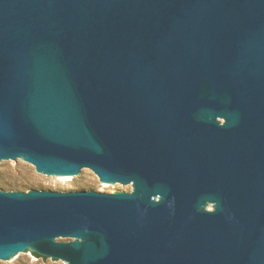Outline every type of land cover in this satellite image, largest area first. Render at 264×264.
Instances as JSON below:
<instances>
[{
  "label": "water",
  "instance_id": "water-1",
  "mask_svg": "<svg viewBox=\"0 0 264 264\" xmlns=\"http://www.w3.org/2000/svg\"><path fill=\"white\" fill-rule=\"evenodd\" d=\"M132 192L0 190V258L264 264V0H0V160Z\"/></svg>",
  "mask_w": 264,
  "mask_h": 264
},
{
  "label": "rangeland",
  "instance_id": "rangeland-1",
  "mask_svg": "<svg viewBox=\"0 0 264 264\" xmlns=\"http://www.w3.org/2000/svg\"><path fill=\"white\" fill-rule=\"evenodd\" d=\"M0 190L5 192L29 193L38 191H97L106 193L132 192L133 184L102 181L91 169L82 168L69 178L55 174H46L36 170L35 166L23 157L0 160ZM0 264H67L60 259L39 257L33 254L31 247L0 258Z\"/></svg>",
  "mask_w": 264,
  "mask_h": 264
},
{
  "label": "bare ground",
  "instance_id": "bare-ground-1",
  "mask_svg": "<svg viewBox=\"0 0 264 264\" xmlns=\"http://www.w3.org/2000/svg\"><path fill=\"white\" fill-rule=\"evenodd\" d=\"M57 176L62 177V178H69L71 174H57Z\"/></svg>",
  "mask_w": 264,
  "mask_h": 264
},
{
  "label": "trees",
  "instance_id": "trees-1",
  "mask_svg": "<svg viewBox=\"0 0 264 264\" xmlns=\"http://www.w3.org/2000/svg\"><path fill=\"white\" fill-rule=\"evenodd\" d=\"M33 254L36 255V256H39V257H40V255H38V254H36V253H34V252H33Z\"/></svg>",
  "mask_w": 264,
  "mask_h": 264
},
{
  "label": "flooded vegetation",
  "instance_id": "flooded-vegetation-1",
  "mask_svg": "<svg viewBox=\"0 0 264 264\" xmlns=\"http://www.w3.org/2000/svg\"><path fill=\"white\" fill-rule=\"evenodd\" d=\"M40 257H46V256H42V255H40ZM67 264H68V262H66Z\"/></svg>",
  "mask_w": 264,
  "mask_h": 264
}]
</instances>
